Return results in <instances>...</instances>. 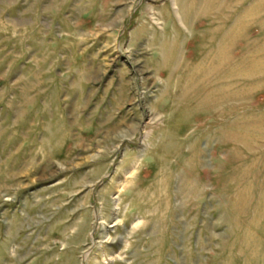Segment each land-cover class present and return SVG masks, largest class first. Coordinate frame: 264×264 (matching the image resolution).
Wrapping results in <instances>:
<instances>
[{"label":"rangeland","instance_id":"rangeland-1","mask_svg":"<svg viewBox=\"0 0 264 264\" xmlns=\"http://www.w3.org/2000/svg\"><path fill=\"white\" fill-rule=\"evenodd\" d=\"M175 3L0 0V264H264V0Z\"/></svg>","mask_w":264,"mask_h":264},{"label":"bare ground","instance_id":"bare-ground-1","mask_svg":"<svg viewBox=\"0 0 264 264\" xmlns=\"http://www.w3.org/2000/svg\"><path fill=\"white\" fill-rule=\"evenodd\" d=\"M179 2V1H178ZM172 3H173V6H174V8H177L176 7V3H175V0H172ZM211 5V4H210ZM192 9V8H191ZM191 13V12H190ZM189 16H190V14H189ZM187 24V23H186ZM180 31V30H179ZM177 36V35H176ZM164 38V37H163ZM173 38V37H172ZM174 41V40H173ZM158 43V42H157ZM167 45V44H166ZM163 49H164V47H163ZM230 64V63H229ZM197 75H194V74H192L190 77L191 78H194V77H196ZM230 77V76H229ZM190 78V79H191ZM238 78V77H237ZM228 79V78H227ZM231 80V79H230ZM250 90V89H249ZM241 95V94H240ZM252 125V124H251ZM221 133V132H220ZM227 136V135H226ZM260 137V136H259ZM217 138H218V136H217ZM229 138V137H228ZM232 140V139H231ZM230 141V140H229ZM243 142H245V141H243ZM240 144V143H239ZM246 144V143H245ZM262 144V143H261ZM247 148V147H246ZM256 159V158H255ZM254 163V162H253ZM231 177V176H230ZM262 180V179H261ZM260 180V181H261ZM231 182V181H230ZM263 194V193H262ZM254 206V205H253ZM252 220V219H251Z\"/></svg>","mask_w":264,"mask_h":264}]
</instances>
